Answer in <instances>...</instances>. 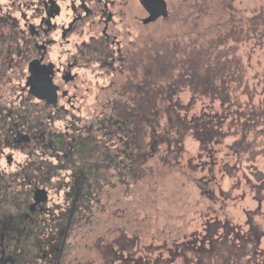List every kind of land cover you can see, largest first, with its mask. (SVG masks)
<instances>
[{"label": "rangeland", "instance_id": "1", "mask_svg": "<svg viewBox=\"0 0 264 264\" xmlns=\"http://www.w3.org/2000/svg\"><path fill=\"white\" fill-rule=\"evenodd\" d=\"M166 1L168 18L145 26L139 19L148 14L137 3L135 23L120 17L115 30L124 43L122 55L133 52L131 73L141 104L152 96L153 111L173 104L186 121L177 122L171 131L174 151L178 150L171 158L176 163H160L161 170H147L137 181L122 178L126 186H121L115 166L104 163L101 171H93L92 201H85L76 214L66 264H106L104 249L113 253L112 264H264V0ZM89 36L87 26L83 37ZM79 38L73 35V44ZM100 69L94 62L87 71H79L87 78V104L78 101L75 108L81 128L93 118L101 119L98 113L116 115L115 103L118 109L121 102L133 106L125 85L130 73L109 76ZM10 81L12 86L20 83L15 74ZM64 127L63 120L56 129ZM78 129L72 127L71 136L80 135ZM104 130L97 138L110 145L109 131ZM130 139L122 135L113 151L130 150ZM143 147L141 142L138 148ZM94 153L92 149L86 157L93 159ZM12 154L20 162L27 159L20 151ZM136 161L132 156L131 163ZM2 170L17 168L4 162ZM65 174L75 185L76 169ZM160 174L165 175L166 216L176 208L177 219H168V226L176 224L181 234L173 248L171 239L161 244L165 235L171 236L170 229L159 230L144 219L153 202L151 182ZM261 176L263 180H257ZM52 199L62 202L63 196L53 191ZM119 237L127 238L122 244L128 241L130 248L121 249ZM145 237L155 241L151 258L144 245L139 246Z\"/></svg>", "mask_w": 264, "mask_h": 264}, {"label": "flooded vegetation", "instance_id": "2", "mask_svg": "<svg viewBox=\"0 0 264 264\" xmlns=\"http://www.w3.org/2000/svg\"><path fill=\"white\" fill-rule=\"evenodd\" d=\"M137 3L148 14L139 19L145 26L166 19L149 20L159 9L149 0H0V167L17 168L0 171V264L67 263L69 233L92 201V175L101 164L94 159L103 149V113L89 126L77 121V102L87 104V78L79 71L96 62L103 75L131 74L133 52L122 55L115 29L120 17L135 23ZM73 35L81 41L73 44ZM14 74L20 83L12 86ZM72 127L80 135L71 136ZM92 149L94 158H87ZM73 169L72 186L65 173ZM53 191L62 202H53Z\"/></svg>", "mask_w": 264, "mask_h": 264}, {"label": "trees", "instance_id": "3", "mask_svg": "<svg viewBox=\"0 0 264 264\" xmlns=\"http://www.w3.org/2000/svg\"><path fill=\"white\" fill-rule=\"evenodd\" d=\"M141 54L142 53H139V55H137L136 63ZM159 61L162 64L163 61ZM134 79L135 73L133 72L128 76L127 81L125 82V85L127 84L129 86V91H131V95L128 100L130 104H133V106H130L128 108L124 103L121 102V108H117L116 115L112 114V116L110 117L104 115L102 118L104 123L103 125L106 126V128L102 129L106 130H104L106 134L108 133L107 131H109V136L112 141L110 142V145L101 143L103 149H101L99 146L97 147L99 154L94 159L97 162L93 164L96 165L101 163L99 169H97L96 167L94 168L95 171H101L104 163H107L108 166H115L121 178V186H126L125 181L122 178L127 177L128 179L132 178L133 180L137 181L138 178L144 176L143 174L148 172L147 170L151 171L155 167L158 168V170H161L159 167L160 163L163 165L164 162L166 163V166L172 167V165H174L176 162H172V160L174 159H172L171 157L178 155V150L176 148V150L174 151L173 140H171L173 133H171V131L175 129L177 122L183 125L186 122L182 118L181 112H179L173 104H171V107L166 108L168 110L163 109L161 110V112L152 110V96L149 103L143 102L141 104V101H139V99H141L142 95L141 93L137 92V89L133 83ZM125 87L126 86H124V89ZM133 88H135L136 90H133ZM134 93L138 96H136ZM167 100L170 101L169 97H167ZM175 115L177 116V119L175 118ZM178 130L181 129L178 128ZM139 132H141V138L139 136ZM124 134H126L127 136H131V139L130 141L128 140L127 144L130 150L121 151L120 149H118L116 151H113L115 146H119V141ZM141 142H143L144 145L143 149L138 148ZM179 143H183L182 137L179 138ZM133 149H135L136 151L134 152ZM127 152H129L130 155H128ZM132 156H135L137 158L136 165L131 163ZM126 157L130 158V160L128 159L126 161ZM169 159L171 160V164H169ZM151 160H153L154 162H152V164H148ZM190 165L193 164H188L189 168H191ZM262 177L263 176L257 178V180H263ZM164 178L165 175L160 174L157 178H155V180L153 179V181L151 182L150 194L152 195L153 202H150L151 205L149 208H151V210H146L144 219H146L145 223H150L151 226H159V230L160 228L161 230L169 228V234L171 233V236L165 235L164 239L161 240V244L167 245L168 239H171L172 245L170 246L173 248V246L177 243L176 238H179V235L181 234L176 230V224H171V226L169 227L167 223L168 219H170L171 221V219L177 218L175 217L176 208H170L171 214L169 217L166 216V207L169 203L168 196L165 195L164 192L165 188H163L165 181L163 182L162 180ZM115 203L118 204V202ZM184 233L188 235L190 232L188 230ZM126 239L127 238L125 237H119L116 239L120 241L118 245H121V249L130 248V243L128 241L125 242L124 245L122 244ZM142 240L143 243L139 244V246L144 245L145 249L143 248V246L142 248L146 251L148 257L151 258V250L153 249V243L155 241H151L147 237L142 238ZM162 250L167 251V249ZM104 252L108 258L106 264H112L113 253L111 251H107V249H104ZM139 264L150 263L140 262Z\"/></svg>", "mask_w": 264, "mask_h": 264}, {"label": "water", "instance_id": "4", "mask_svg": "<svg viewBox=\"0 0 264 264\" xmlns=\"http://www.w3.org/2000/svg\"><path fill=\"white\" fill-rule=\"evenodd\" d=\"M142 2H144V1H142ZM149 2H152V4H156L159 7V9L153 10L151 12V17L149 19L150 21H155L159 17L168 18L169 9H168V6H167L165 0H149ZM32 73H34V76H35V72L33 70H32Z\"/></svg>", "mask_w": 264, "mask_h": 264}]
</instances>
